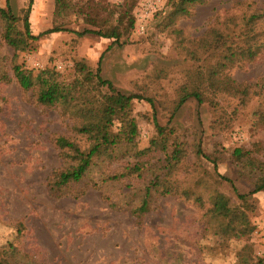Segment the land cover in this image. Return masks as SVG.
Masks as SVG:
<instances>
[{"label": "rangeland", "instance_id": "1", "mask_svg": "<svg viewBox=\"0 0 264 264\" xmlns=\"http://www.w3.org/2000/svg\"><path fill=\"white\" fill-rule=\"evenodd\" d=\"M30 1L0 0L1 8L10 5L27 42L19 51L9 46L0 19V250L10 262L264 264V192L251 194L264 180V52L224 70L248 86L246 95L205 83L207 72L218 68L220 50L200 57L211 29H223L247 7L249 13L264 10V0H209L179 17L172 15L177 0H34L31 34L62 30L37 40L24 27ZM139 26H144L141 33ZM114 29L121 34L118 41L78 34ZM78 63L95 72L100 66L116 90L140 97L131 108L138 136L115 160H100L82 182L54 194L48 181L72 136L69 120L59 108H45L25 95L13 67L35 75L53 70L71 82L78 77ZM197 88L203 102L191 98L176 110L186 91ZM156 125L165 129L164 136ZM164 138L178 148L179 160L169 166L157 148ZM236 149L245 156L239 159ZM137 164L142 170L130 172ZM121 172V180L103 181ZM156 176L180 194H153L149 210L140 215L145 188ZM186 191L191 197L182 195ZM217 193L237 208L244 236H233L226 221L207 214Z\"/></svg>", "mask_w": 264, "mask_h": 264}, {"label": "trees", "instance_id": "2", "mask_svg": "<svg viewBox=\"0 0 264 264\" xmlns=\"http://www.w3.org/2000/svg\"><path fill=\"white\" fill-rule=\"evenodd\" d=\"M33 1H30L29 9L23 19L26 35L30 39L37 40L43 35L61 32V29L53 28L39 36L31 34L29 13ZM207 1L209 0H177L172 15L175 17L189 16L191 8L198 4H205ZM62 2L63 0H57V4H62ZM7 6L8 9L0 7V19L5 22L2 37L16 51L23 50L27 42L24 39V34L17 31L16 23L19 19L12 15L10 5L7 4ZM249 8L244 9L240 16L227 19L223 29L217 27L211 29L212 38L203 40L200 57H212L216 55L215 51L220 50L219 60H217L218 68L214 67L217 70L208 71L205 79V83L215 87V90L242 95L248 93V86L231 79L224 70L252 62L260 52H264V39L261 40L264 37V30H260V27H264V10L249 13L251 12L248 11ZM85 33H96L104 38H115L117 41L121 35L116 29L107 32L87 30L78 34ZM101 59L99 63L102 61ZM76 72L78 77L71 82H66L60 80V75L53 70L41 71L35 75L33 71L27 70L21 65L13 67V75L25 95L31 94L38 104L45 108H59L61 116L69 120L72 136L66 140L59 154L60 167L53 172L48 181V188L54 194L71 184L82 182L100 160H115L117 152L123 146L133 143L138 136V126L131 116V108L133 101L140 97L126 95L116 90L110 81L103 79L100 66L95 72L89 69L86 64L78 63ZM4 79L12 81V78L8 76H5ZM105 89L107 90L104 91ZM93 92L97 93L94 95ZM191 98L196 99L199 103L203 102L202 92L198 88L191 92L186 91L176 110ZM156 127L159 136H164L165 129L158 125ZM174 146H176L175 143L170 145L166 138L161 143H157V148L165 153V163L168 166L171 162L179 160L178 148ZM234 153L239 159L245 156L241 149H236ZM198 154L204 156L200 148ZM143 167L137 164L134 168L128 169L132 173H138ZM124 176V172L115 173L107 176L103 181H119ZM225 180L231 182L228 179ZM160 187L161 190H159ZM176 189L174 191L167 179L156 176V179L145 188L137 212L142 215L149 210L153 194L160 193L163 196L180 194L178 187ZM259 192H264V180L251 194ZM182 195L187 198L191 197L189 191ZM247 196L238 195L240 199H245ZM196 201L201 202L202 198L197 196ZM207 214L217 221H226L225 230L230 229L233 236L239 238L245 235V232L240 228L238 210L225 195L217 193L214 196L212 207L207 211ZM16 253L17 250L13 248L12 254ZM5 254L1 248L0 264H12L10 258ZM14 256L9 255V257Z\"/></svg>", "mask_w": 264, "mask_h": 264}, {"label": "built area", "instance_id": "3", "mask_svg": "<svg viewBox=\"0 0 264 264\" xmlns=\"http://www.w3.org/2000/svg\"><path fill=\"white\" fill-rule=\"evenodd\" d=\"M143 31H144V26H139V28H138V32L141 33V32H143Z\"/></svg>", "mask_w": 264, "mask_h": 264}]
</instances>
